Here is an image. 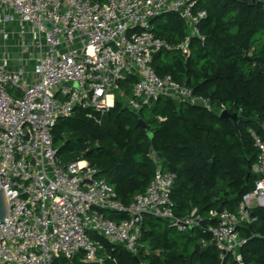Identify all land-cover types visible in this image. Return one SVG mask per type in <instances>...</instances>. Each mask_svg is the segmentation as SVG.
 <instances>
[{
	"label": "built area",
	"instance_id": "built-area-1",
	"mask_svg": "<svg viewBox=\"0 0 264 264\" xmlns=\"http://www.w3.org/2000/svg\"><path fill=\"white\" fill-rule=\"evenodd\" d=\"M195 8L196 0H0V187L9 201L0 264H107L117 247L137 257L147 217L165 220L179 233L203 229L221 264H247L240 228L257 221L255 209H264L260 139L253 168L259 179L238 210L203 216L194 208L184 217L174 209L175 173L159 168L146 191L126 205L88 161L62 167L54 145L60 119L77 108L108 113L130 77L137 81L126 103L134 112L161 98L211 109L208 100L171 76H159L153 66L156 54L176 50L188 56L192 39L203 40L207 13ZM168 13L190 29L179 45L153 32L152 22ZM12 39L16 50L10 49Z\"/></svg>",
	"mask_w": 264,
	"mask_h": 264
},
{
	"label": "trees",
	"instance_id": "trees-1",
	"mask_svg": "<svg viewBox=\"0 0 264 264\" xmlns=\"http://www.w3.org/2000/svg\"><path fill=\"white\" fill-rule=\"evenodd\" d=\"M195 11L207 13L200 26L203 40L192 39L188 56L176 50L156 54L153 66L159 76H171L208 100L211 109L161 98L134 112L126 103L137 81L130 77L108 113L77 108L53 131L61 166L88 161L126 205L146 191L159 168L175 173L172 199L179 217L194 208L203 216L210 210L236 212L259 179L253 171L260 157L255 138L264 143V40L259 38L264 0H196ZM152 24L158 37L174 45L190 34L177 14L161 15ZM222 106L241 118L222 119ZM140 119L147 130L138 128ZM253 215L257 221L240 228L247 240L241 252L247 264H264V209ZM211 239L203 229L179 233L167 221L147 217L139 261L117 247L107 264H221Z\"/></svg>",
	"mask_w": 264,
	"mask_h": 264
},
{
	"label": "water",
	"instance_id": "water-1",
	"mask_svg": "<svg viewBox=\"0 0 264 264\" xmlns=\"http://www.w3.org/2000/svg\"><path fill=\"white\" fill-rule=\"evenodd\" d=\"M4 95V94H3ZM5 96V95H4ZM8 98V97H7ZM9 99V98H8ZM11 100V99H10ZM12 101V100H11ZM14 102V101H13ZM17 104V103H16ZM22 107V106H21ZM24 108V107H23ZM25 109V108H24ZM25 118H26V115H25ZM221 118L222 119H227V118H230L234 121H237L238 119L241 118V115L240 114H237L236 112L234 113H228L227 111L226 112H223L221 114ZM2 127V126H1ZM138 128H143L145 130H147V125L145 124V122L140 119L139 122H138ZM5 129V128H4ZM7 130V129H6ZM9 131V130H7ZM9 132H12V131H9ZM152 137V135H151ZM1 186V185H0ZM6 219H9V201H8V198L6 196V193L4 192V190L0 187V241H1V238H2V229H3V226L6 227V224H5V220ZM200 250V246L198 244L195 245V251H199ZM135 260L138 262L139 261V258L138 257H135Z\"/></svg>",
	"mask_w": 264,
	"mask_h": 264
},
{
	"label": "crops",
	"instance_id": "crops-1",
	"mask_svg": "<svg viewBox=\"0 0 264 264\" xmlns=\"http://www.w3.org/2000/svg\"><path fill=\"white\" fill-rule=\"evenodd\" d=\"M15 37H16V36H14V38H15ZM0 39H1V38H0ZM10 45H12V47L10 48L11 50H12L13 47H14V49H15V47H16V40H13V39H12ZM10 49H9V48H5V50H6V51H9V52L11 51ZM15 50H16V49H15ZM10 53H11V52H10ZM14 56L16 57L17 54L14 53ZM28 69L31 70V69H32L31 66L28 67Z\"/></svg>",
	"mask_w": 264,
	"mask_h": 264
},
{
	"label": "rangeland",
	"instance_id": "rangeland-1",
	"mask_svg": "<svg viewBox=\"0 0 264 264\" xmlns=\"http://www.w3.org/2000/svg\"><path fill=\"white\" fill-rule=\"evenodd\" d=\"M0 36H1V33H0ZM259 38H260L261 40H264V33L261 34V35L259 36ZM13 52H14V51H13ZM117 97H118V95H117ZM188 233H190V232H188Z\"/></svg>",
	"mask_w": 264,
	"mask_h": 264
}]
</instances>
